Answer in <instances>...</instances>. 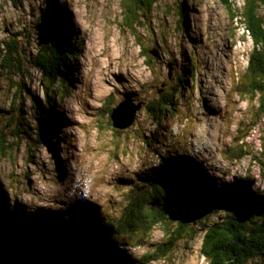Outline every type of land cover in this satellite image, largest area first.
I'll return each mask as SVG.
<instances>
[{
	"label": "rangeland",
	"instance_id": "obj_1",
	"mask_svg": "<svg viewBox=\"0 0 264 264\" xmlns=\"http://www.w3.org/2000/svg\"><path fill=\"white\" fill-rule=\"evenodd\" d=\"M245 2L234 4L242 10ZM50 4L72 28L77 54L69 89L54 93L48 108L61 126H55L56 156L37 143L46 108L42 113V76L32 65L41 49L36 31L41 9L49 11ZM260 14L264 18V5ZM136 30L126 26L123 0H0V184L19 217L32 219L44 211L63 223L72 212L84 217L82 208H95L117 218L127 204L125 193L135 187L134 176L172 156L200 163L222 191L253 180V190L264 192V104L233 91L244 80L254 49L241 21H231L222 0H156ZM10 39L26 51L28 78L2 69ZM101 63L106 69L99 74ZM16 85L24 92L31 87V95L16 98ZM175 87H182L175 117L159 128L155 154L148 142L157 123L145 109ZM127 99L145 105L132 127L115 132L111 112ZM223 146L246 148L248 155L225 161ZM181 218L174 213L157 226L146 246L119 249L140 259L167 243ZM224 218L209 207L192 225L195 234L152 264H209L201 253L203 226Z\"/></svg>",
	"mask_w": 264,
	"mask_h": 264
},
{
	"label": "trees",
	"instance_id": "obj_2",
	"mask_svg": "<svg viewBox=\"0 0 264 264\" xmlns=\"http://www.w3.org/2000/svg\"><path fill=\"white\" fill-rule=\"evenodd\" d=\"M234 1L222 0L231 21H241L246 34L253 41L254 49L244 80L234 85L233 91L246 97H259L264 104V18L260 14L264 0H246L242 10L236 8ZM123 2L124 18L130 31H137V26L145 19V12L152 13L156 5V0ZM47 9L54 27L51 43L41 47L32 61L42 76L45 97L42 113L46 108V122L38 125L36 138L39 145L45 146L56 156L58 147L54 143L60 131L55 126H61L57 125L55 116L48 108L54 100V93L69 89V71L72 73L75 70L73 62L77 54L72 48V28L65 16L52 4ZM136 39L142 46L139 36ZM24 52L18 40L10 39L6 43L3 71H15L16 76L28 78L29 73L22 59L25 58ZM147 64L152 67L150 63ZM14 89H17L16 98L22 94L31 95V87L26 92L19 85ZM181 89L175 87L172 92L164 93L157 104L148 103L146 106V112L157 123L155 135L148 142L149 149L155 154L161 146L162 133L159 128L164 121L175 117ZM110 123L113 125L112 119ZM221 153L222 158L229 162L241 161L248 155L246 148L237 150L233 146H223ZM134 183L135 187L125 193L127 204L119 217L100 215L95 208L88 212L82 208L80 212L85 213L84 217L72 212L68 222L63 223L44 211L32 219L19 217L11 206L8 191L0 184V239L42 264H152L167 258L180 241L195 234L193 226L181 220L177 230L169 235L167 243L140 259L133 258L119 247L146 246L153 230L174 215L173 205L176 202L206 199L213 212L225 214L221 222L203 226L206 233L201 253L208 263L264 264V192L252 189L255 185L253 180L239 182L236 186L230 184L226 191H222L194 159L172 156L164 158L159 166L137 173Z\"/></svg>",
	"mask_w": 264,
	"mask_h": 264
},
{
	"label": "water",
	"instance_id": "obj_3",
	"mask_svg": "<svg viewBox=\"0 0 264 264\" xmlns=\"http://www.w3.org/2000/svg\"><path fill=\"white\" fill-rule=\"evenodd\" d=\"M42 10L41 23L36 27L38 32L39 46H49L53 36V20L49 11ZM169 78L172 79L173 66L170 65ZM165 87V85L163 86ZM161 91L160 93H162ZM145 103L136 104L135 101L127 99L122 102L112 113L111 119L116 130H126L135 124L138 113L143 110ZM211 205L206 199L195 201H178L173 205L174 213L181 215V220L187 225H194L207 216ZM0 264H42L37 260L28 258L10 247L0 239Z\"/></svg>",
	"mask_w": 264,
	"mask_h": 264
},
{
	"label": "bare ground",
	"instance_id": "obj_4",
	"mask_svg": "<svg viewBox=\"0 0 264 264\" xmlns=\"http://www.w3.org/2000/svg\"><path fill=\"white\" fill-rule=\"evenodd\" d=\"M212 63H213V65L215 66V62H212ZM105 65H106V64H104V63H101V66L99 65V66H100V69H101L100 71H98L99 74L101 73L102 70H105V69H106ZM99 66H98V68H99ZM129 100H131V99H129ZM199 164H200V163H199ZM207 173H208V172H207ZM208 175L211 177V175H210L209 173H208ZM211 178H212V177H211ZM212 179H213V178H212Z\"/></svg>",
	"mask_w": 264,
	"mask_h": 264
},
{
	"label": "clouds",
	"instance_id": "obj_5",
	"mask_svg": "<svg viewBox=\"0 0 264 264\" xmlns=\"http://www.w3.org/2000/svg\"><path fill=\"white\" fill-rule=\"evenodd\" d=\"M169 122H170V121H169ZM119 131H121V130H119ZM155 131H156V130H155ZM154 135H155V134H154ZM254 186H255V185H254ZM253 188H254V187H252V189H253ZM211 208H212V206H211ZM211 208H210V209H211ZM191 226H192V225H191ZM120 247H121V246H120ZM122 248H123V247H122ZM126 248L129 249V247H126Z\"/></svg>",
	"mask_w": 264,
	"mask_h": 264
}]
</instances>
